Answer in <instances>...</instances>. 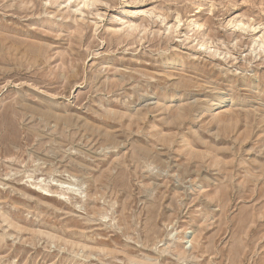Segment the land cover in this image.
<instances>
[{"label":"rangeland","instance_id":"374dc122","mask_svg":"<svg viewBox=\"0 0 264 264\" xmlns=\"http://www.w3.org/2000/svg\"><path fill=\"white\" fill-rule=\"evenodd\" d=\"M0 264H264V0H0Z\"/></svg>","mask_w":264,"mask_h":264},{"label":"bare ground","instance_id":"6f19581e","mask_svg":"<svg viewBox=\"0 0 264 264\" xmlns=\"http://www.w3.org/2000/svg\"><path fill=\"white\" fill-rule=\"evenodd\" d=\"M90 1V0H89ZM92 1V0H91ZM88 4V3H87ZM87 6V5H86Z\"/></svg>","mask_w":264,"mask_h":264}]
</instances>
